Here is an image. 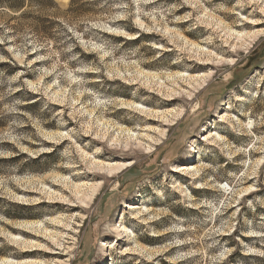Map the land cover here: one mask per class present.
Returning <instances> with one entry per match:
<instances>
[{"label":"rangeland","instance_id":"1","mask_svg":"<svg viewBox=\"0 0 264 264\" xmlns=\"http://www.w3.org/2000/svg\"><path fill=\"white\" fill-rule=\"evenodd\" d=\"M263 9L0 0V264H264Z\"/></svg>","mask_w":264,"mask_h":264},{"label":"bare ground","instance_id":"2","mask_svg":"<svg viewBox=\"0 0 264 264\" xmlns=\"http://www.w3.org/2000/svg\"><path fill=\"white\" fill-rule=\"evenodd\" d=\"M263 11H264V9H263ZM256 24H260V23H256ZM255 36H256L255 34L253 36L251 35V37H255ZM243 38H244V35H241L240 34L239 35V39H243ZM200 48L201 47L198 46L197 53H199V54H205V52L203 50H201ZM163 49L166 50L165 47ZM210 59H213V58L211 57ZM210 77H211V73H208V74L205 73V74H203L201 76H198V77H194V76H191V75H185V74H178V75H175V76L169 77V78H172L174 80L176 79L174 82H176L179 79H181V80L183 79L184 81H189L188 82L189 84H191L192 82H196L198 84V86H200V85L206 83L207 80ZM177 91H178V88H171L170 91H169V96L170 95L172 96L174 93H177ZM188 94L190 95V97L192 96V93L188 92ZM130 106L132 107L133 105H130ZM136 109H139L140 111L146 113V111H145L144 108H141V107L136 106ZM170 114L171 113H166V114L165 113H162L161 116L158 115L157 117H161L163 120H165L167 122H171L172 120L169 118V115ZM147 120H152V119L151 118H148ZM122 131L124 132L125 130H122ZM147 136L149 137V135H147ZM129 139H136V140H138V143L139 144H140V142H142V140H140V137H137V135H132L130 133V131H128V136H127V139L125 141L126 144L129 143ZM114 141L115 142H118V141L120 142L121 139L120 138H116ZM147 146L148 147H151L150 144H148ZM87 155L88 154H86V156ZM84 158L87 159V157H84ZM87 161H88V164L90 165V169H99V170H102V171H107L110 174V177H113L115 174H118L119 172H121L122 170H124L126 168L125 167L126 164H123V165H115L114 166V165L110 164V162L103 161V160L102 161H100V160L99 161L98 160H91L90 158L87 159ZM185 169L187 170V167L181 168V170H185ZM72 186L74 187L73 190L75 191V194L77 195L78 199H80L83 203H86L88 199L91 201V199L95 196V192H96V190L98 188V186L89 185V184H75V185L72 184ZM60 198H62V196H60ZM119 228H121L119 230L122 233H127L128 232L127 227L125 225H123V226L121 225V226H119ZM45 231L47 232V229ZM25 233L30 234V233H28V231H25ZM46 235H48L52 239H54L56 237L55 243H57L60 240L58 238L57 233H46ZM14 240L16 242H18V243L24 244L25 246L28 245V244H30L31 246H40V244H33V242H29L28 240L22 241L21 238H19L17 236L14 237ZM47 248H49V247H47ZM49 249H51V248H49ZM39 250H41V248ZM47 253H49V251H43L42 252L43 255H46ZM50 254H54V253H50ZM21 264H23V263H21ZM32 264H48V263L47 262H43L42 259H41L40 261H38V260L32 261Z\"/></svg>","mask_w":264,"mask_h":264},{"label":"trees","instance_id":"3","mask_svg":"<svg viewBox=\"0 0 264 264\" xmlns=\"http://www.w3.org/2000/svg\"><path fill=\"white\" fill-rule=\"evenodd\" d=\"M13 1H15V0H13ZM10 6L11 7H13V8H15V7H18V6H20V5H18L16 2H10ZM263 260V259H262ZM264 261V260H263Z\"/></svg>","mask_w":264,"mask_h":264}]
</instances>
